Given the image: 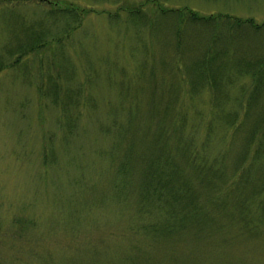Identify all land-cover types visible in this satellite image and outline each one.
I'll return each instance as SVG.
<instances>
[{"label": "rangeland", "instance_id": "374dc122", "mask_svg": "<svg viewBox=\"0 0 264 264\" xmlns=\"http://www.w3.org/2000/svg\"><path fill=\"white\" fill-rule=\"evenodd\" d=\"M181 9L264 24V0H0V264H264V225L246 233L215 211L197 225L178 204L139 211L145 162L185 161L189 142L205 161L227 154L214 186L249 161L250 185L264 182V153L237 164L264 110L262 98L243 115L264 27L217 17L179 38ZM208 49L225 54L203 64ZM249 208L252 223L264 216ZM163 212L171 226L151 228Z\"/></svg>", "mask_w": 264, "mask_h": 264}, {"label": "trees", "instance_id": "16d2710c", "mask_svg": "<svg viewBox=\"0 0 264 264\" xmlns=\"http://www.w3.org/2000/svg\"><path fill=\"white\" fill-rule=\"evenodd\" d=\"M82 12H84L82 10ZM179 14L190 18V20H185L182 24L183 28L178 29V33L183 37V29L185 22L192 21V23H198L203 21V23L212 24V22L218 18L228 19L230 15H200L198 12L193 11L192 9L185 11L179 10ZM184 18V17H182ZM231 23H234L236 26L245 27L248 25L253 29H260L264 27V24H259L255 22L254 19L240 18L234 17ZM82 19H79V25H81ZM179 24V25H180ZM234 25V26H235ZM219 26V24L217 25ZM232 36V33H229ZM233 37V36H232ZM178 38V42H179ZM222 37L218 35L217 37L212 34V40L215 43H218ZM225 38V36L223 37ZM210 49V48H209ZM209 49L206 51L204 63H209L211 61H215L216 58L219 57L220 54H225V49L219 50L215 53ZM222 51V52H221ZM246 66V73L250 74L253 77V90L250 91V97L245 102L243 115L246 118L250 115V110L252 111L253 107L264 98V57L257 58L256 62L252 64H248ZM207 68V67H206ZM206 72H210V70H206ZM209 77L211 78V82L215 80L210 73ZM217 82L214 81V85L216 86ZM177 120H181L182 116L176 115L174 117ZM235 123L237 118H232ZM258 122L254 123L253 130L245 137L246 145L244 155L246 152H250L251 148L254 151L251 156L245 155L244 159L242 158L237 162L238 165L242 164V162L246 159V161L250 158L251 160H258V158L264 152H261V149L264 148V110L258 117ZM240 124H236L235 131L238 134L240 130ZM191 151L184 152L187 153L188 159L183 160L178 157L175 153L170 151H163L156 156H152L150 161L145 162L143 177L141 180L142 185V195L144 196L142 205H140L139 211L142 213H148L150 211L151 206H160L165 208L166 212H172L175 208V204L182 206L181 208H185L187 210L185 219L191 221L193 224L201 225L206 224L209 220L208 217L212 211L222 214L225 219L223 226L226 224H230L232 222H240L242 230L246 233H251L257 227L264 225V216L261 219L257 220L256 223H252L251 218L249 217V213L251 211L250 206L256 205L258 211L260 212V208L264 206V182L257 181L254 185H250L251 179V170L249 169L251 161H249L248 166H245L244 163L240 168V172L237 173L234 178H232L224 188H218V186H214L217 184V179L222 178L224 176V170L217 168V164H225L227 154L219 155L218 159L215 161H205L199 151H202L203 144L192 145L190 142ZM232 144V141H231ZM245 161V162H246ZM254 161V163H255ZM190 167V169H187ZM187 169V170H186ZM186 170V174L184 171ZM187 172H190L191 176L187 175ZM202 180V181H201ZM201 181L204 185L202 187L205 188L204 195L209 196L210 199L207 201V208L199 206L200 203L195 201L197 198L194 195L193 188L197 183ZM216 183V184H215ZM248 183V184H247ZM213 184V185H212ZM250 185V186H249ZM216 191L215 195H207V191L212 192L209 188H212ZM249 187V189H248ZM221 189V190H220ZM235 197H231L232 195ZM189 202L185 200L191 199ZM199 197V194H198ZM184 210V211H185ZM163 212L164 218L157 222L156 225L150 226L151 228H155L157 225H166V227H170V223L172 222L171 216L167 213ZM228 217H226V215ZM219 224V220H214ZM211 222V221H210ZM209 223V222H208ZM147 226V225H145ZM252 230V231H251Z\"/></svg>", "mask_w": 264, "mask_h": 264}]
</instances>
